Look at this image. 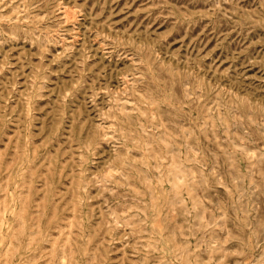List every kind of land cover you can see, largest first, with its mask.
I'll return each instance as SVG.
<instances>
[{
    "label": "rangeland",
    "instance_id": "374dc122",
    "mask_svg": "<svg viewBox=\"0 0 264 264\" xmlns=\"http://www.w3.org/2000/svg\"><path fill=\"white\" fill-rule=\"evenodd\" d=\"M253 45L264 0H0V264H197L215 222L214 258L264 264V167L239 143L259 98L232 78L264 61ZM26 168V208H43L28 263L9 236Z\"/></svg>",
    "mask_w": 264,
    "mask_h": 264
},
{
    "label": "bare ground",
    "instance_id": "6f19581e",
    "mask_svg": "<svg viewBox=\"0 0 264 264\" xmlns=\"http://www.w3.org/2000/svg\"><path fill=\"white\" fill-rule=\"evenodd\" d=\"M68 6V5H67ZM77 8H75L76 10ZM74 11V10H72ZM67 12V11H66ZM71 12V10H70ZM75 12V11H74ZM92 12V11H91ZM73 13V12H72ZM130 14V13H129ZM66 16V15H65ZM73 17V16H72ZM71 19V18H70ZM67 23V22H66ZM132 24V23H131ZM129 28V27H128ZM78 29V28H77ZM127 29V28H126ZM136 30V29H135ZM76 31V30H75ZM203 31V30H202ZM201 31V32H202ZM92 44V43H91ZM190 44V43H189ZM194 45V44H193ZM97 46V45H96ZM203 47V46H202ZM250 49H252L253 52H256V54L259 55H263L264 56V48L263 46L261 47H257V45H253ZM55 61V60H54ZM107 64V63H106ZM68 65V64H67ZM70 65V64H69ZM76 65V64H75ZM126 65V64H125ZM110 66V65H109ZM73 67V66H72ZM113 69V68H111ZM117 70V69H116ZM214 71L217 70L216 66L213 69ZM117 72V71H116ZM130 72V71H129ZM133 74V72H132ZM98 75V74H97ZM110 76V75H109ZM116 76V75H115ZM238 77V80L241 81L243 84L247 85V86H252L254 87L256 94L259 98V103H258V107L256 109V111L253 113L254 115H256L257 118V132L256 135L254 136V140L253 141H239V143H243L246 146L248 145H252L253 148L251 149H246L243 156H242V160L244 161V163L250 167H256V169L259 171L262 167H264V61L263 62H259L256 63V61L254 60H250V59H246L243 60L242 63L240 64L239 68L236 69V74L232 75L233 78V82H236ZM74 78V77H73ZM99 78V77H98ZM111 78V77H109ZM127 78V76L125 77ZM71 80V79H70ZM104 82V81H103ZM71 83V82H70ZM102 83V82H101ZM129 83V82H128ZM123 85V84H122ZM75 86V84H74ZM124 87V86H121ZM118 88V87H117ZM125 88V87H124ZM99 89V87H98ZM131 89V88H130ZM105 91V90H104ZM108 94V93H107ZM89 101V100H88ZM93 102V101H92ZM100 102V101H99ZM94 106V105H93ZM234 106V105H233ZM104 110V109H103ZM234 116V113L232 114ZM251 115V113H249L247 115V117H249ZM74 117V115H73ZM76 120V119H75ZM85 122V121H84ZM92 122V121H90ZM249 123H251V120H249ZM108 125V124H106ZM160 126V125H159ZM120 127L123 129L121 130L122 133L124 135H129L131 136V134L125 130L123 128V126L120 123ZM74 128V127H73ZM89 128V127H88ZM83 130V129H82ZM88 131V130H87ZM81 133V132H80ZM100 135V134H99ZM13 136V135H11ZM175 138V137H173ZM11 140V139H10ZM92 141H94L92 139ZM18 143V142H17ZM65 143V142H64ZM8 144V143H7ZM64 145V144H62ZM149 149V153L151 155L152 154V148L151 146L147 147ZM39 150V149H38ZM110 150V149H108ZM104 151V150H103ZM58 155V154H57ZM64 156V155H63ZM61 158V157H60ZM107 159V158H106ZM121 160V159H120ZM97 161V160H96ZM101 161V160H100ZM109 164V163H107ZM67 166V165H66ZM76 166V165H75ZM168 169L171 172H176L177 168L175 166V164L171 163L170 165L168 164ZM40 167V166H39ZM75 168V167H74ZM28 169V170H27ZM18 171V170H16ZM33 169L32 168H26V170H24V174L22 176V184L25 186V189H22L23 194L19 195L20 201H22V204L19 207V210L16 211L15 213V217L17 219V227L14 229H11L9 231V236L10 237H15L16 239V246L20 247V249H23L24 251H31L29 253H32V257L30 259H27L25 262H32L33 260L36 259L37 253L43 251L42 250V245H35V243L39 240V238L43 235L41 232V222L39 220V215L42 214L43 212V208L41 210V212H34L32 213V210L26 208V206L28 204H26V200H27V194L30 192L31 188H32V181H31V177L33 174ZM13 173V172H12ZM16 176V175H15ZM110 178V177H109ZM61 180V179H60ZM90 180V179H89ZM111 181V180H110ZM125 181V180H124ZM129 181L130 187L132 188V190H134L135 192L138 193H142L143 195H146L147 193V184L146 182L140 180L139 178L134 177V180H127ZM101 184V183H100ZM191 184H193V182L191 181ZM52 185V184H51ZM94 185V184H93ZM120 188V187H119ZM118 188V189H119ZM13 189V188H12ZM74 190V189H73ZM226 192V190H224ZM131 193V192H130ZM15 194V191H14ZM54 194V193H53ZM118 194V193H117ZM61 195V193H60ZM108 195V194H107ZM106 195V196H107ZM115 195V194H114ZM15 197V196H14ZM57 197V196H55ZM95 197V196H94ZM117 197V195H116ZM145 197V196H144ZM114 198V197H113ZM48 199V198H47ZM151 201V206L155 207L156 204L158 203L157 199H153L150 198ZM63 200V199H62ZM119 200V199H118ZM16 201V200H15ZM148 201V200H147ZM147 204V203H146ZM82 205V203H81ZM11 206V205H10ZM30 206V205H29ZM99 206V205H98ZM46 208V207H45ZM66 208V207H65ZM101 208V207H100ZM8 209V208H7ZM41 209V208H39ZM97 210V209H96ZM7 211V210H6ZM69 211V210H68ZM1 212V210H0ZM91 214V212H90ZM103 214V213H102ZM93 215V214H92ZM98 216V215H97ZM103 216V215H102ZM119 216V215H118ZM117 216V217H118ZM165 216L168 217L169 222L171 223V218H172V213L168 212L166 210L165 212ZM94 218V217H93ZM130 221V220H129ZM52 222V221H51ZM4 225V219L0 214V231L2 230L1 227ZM101 225V224H99ZM133 226V225H132ZM219 226V223L215 222L212 225H206V224H202L200 227H198V230L202 231L204 233V239H205V247L207 249V256L206 259L205 257H203L201 260L197 261V264H225L223 263V261L221 259L218 258H214V253L216 251H218L219 249H224L225 247H223L219 241H211L212 236L214 234V232H217L216 228ZM101 229V228H100ZM153 229H150L149 235H148V244L150 245H154L156 243V238H155V234L156 231H152ZM128 231V230H127ZM135 231V230H134ZM137 231H139L137 229ZM89 232V231H88ZM99 232V231H98ZM92 234V233H91ZM121 236V235H120ZM133 236V235H132ZM198 236V234H197ZM94 237V236H93ZM127 237V236H126ZM70 240V239H68ZM54 245H52V251L55 252L56 251V241L53 240ZM92 243V242H91ZM131 244V243H130ZM63 246V244H62ZM125 246V245H124ZM9 246H7L6 248H8ZM106 247V243L102 244V249H105ZM185 247V246H184ZM107 249V248H106ZM127 249V248H126ZM132 249V248H131ZM151 249V248H150ZM174 249L176 251L177 254H179L180 256H183V254L181 253L182 251H184V248L182 247V245H178L174 243ZM186 249V247H185ZM86 250V248H85ZM79 251V250H78ZM120 251V250H119ZM118 251V252H119ZM124 251V250H123ZM149 253H151V255H154L153 252H151V250H149ZM128 254V253H126ZM69 256L70 259L73 258V253L69 252ZM119 258V257H118ZM159 258H161L159 256ZM123 260V259H122ZM121 260V261H122ZM38 261V260H37ZM54 261V260H53ZM241 261H243L244 264L249 263V259L248 260H243V257L241 258ZM67 264H72V260H69Z\"/></svg>",
    "mask_w": 264,
    "mask_h": 264
}]
</instances>
